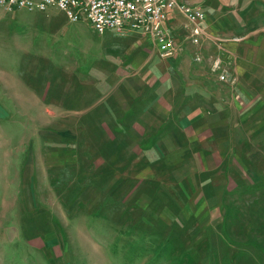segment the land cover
I'll return each instance as SVG.
<instances>
[{"label": "rangeland", "instance_id": "rangeland-1", "mask_svg": "<svg viewBox=\"0 0 264 264\" xmlns=\"http://www.w3.org/2000/svg\"><path fill=\"white\" fill-rule=\"evenodd\" d=\"M105 36L53 6L0 11V264H264V185L224 189L206 216L190 204L198 192L168 184L172 171L122 189L106 157L98 173L91 156L52 164L78 147L71 76L99 62ZM183 153L177 178L189 181Z\"/></svg>", "mask_w": 264, "mask_h": 264}, {"label": "crops", "instance_id": "crops-1", "mask_svg": "<svg viewBox=\"0 0 264 264\" xmlns=\"http://www.w3.org/2000/svg\"><path fill=\"white\" fill-rule=\"evenodd\" d=\"M186 1L200 4L206 18L195 41L194 25L177 10L168 14L164 26L178 48L173 57H160L151 36L103 33L99 62L82 78L71 76L80 79L78 147L52 164L60 171L65 157L91 156L98 173L106 157L119 166L110 172L123 175L122 189L155 178L160 168L172 171L168 184L198 192L190 204L207 216L224 189L247 185L253 195L264 185L258 167L264 166V0ZM181 151L187 152L182 168L192 166L189 181L177 178L188 171L177 169Z\"/></svg>", "mask_w": 264, "mask_h": 264}, {"label": "built area", "instance_id": "built-area-1", "mask_svg": "<svg viewBox=\"0 0 264 264\" xmlns=\"http://www.w3.org/2000/svg\"><path fill=\"white\" fill-rule=\"evenodd\" d=\"M48 6L61 10L72 22L84 16L97 34L107 30L117 33L139 32L155 39L162 58L173 57L178 48L164 26L168 14L176 9L194 25V40L201 34L199 23L206 18L200 4L186 0H0V11L9 13L15 9L44 11ZM217 61L216 65H218ZM223 73L221 79H226Z\"/></svg>", "mask_w": 264, "mask_h": 264}]
</instances>
